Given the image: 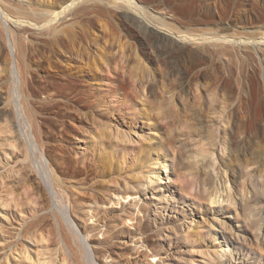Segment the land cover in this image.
I'll return each instance as SVG.
<instances>
[{
	"label": "rangeland",
	"instance_id": "374dc122",
	"mask_svg": "<svg viewBox=\"0 0 264 264\" xmlns=\"http://www.w3.org/2000/svg\"><path fill=\"white\" fill-rule=\"evenodd\" d=\"M133 1L206 42L181 58L95 7L53 52L0 2V264H264V52L208 43L264 32V0Z\"/></svg>",
	"mask_w": 264,
	"mask_h": 264
},
{
	"label": "bare ground",
	"instance_id": "6f19581e",
	"mask_svg": "<svg viewBox=\"0 0 264 264\" xmlns=\"http://www.w3.org/2000/svg\"><path fill=\"white\" fill-rule=\"evenodd\" d=\"M0 2L1 4H3V7L6 9L5 10L6 12L7 10H9L10 12L14 10L15 12L17 11L19 12L16 14V16L20 13L22 17L28 14L27 17L30 18L29 21L27 19L26 24H24L25 21H23L22 23L20 22L21 20L20 21L15 20V22H13L14 20H12V18H11L12 21H9L10 16H8V18L6 19H9L8 20L9 24L11 22L10 25L12 29L10 28V25L8 24H7V28L11 29V31H9L11 34H12V31L14 30L18 31V30L24 29V30L32 31L35 33L36 36H38V38L41 37L42 41L48 44V46H50L53 52L61 50V48L64 46V42L67 43L69 46L70 45L72 46V42H74L73 40V37L75 34L74 27L72 25H67L65 27H60V26L63 24H66V21L70 19H76V18L80 19V17L82 18L83 16L87 15L90 10H93V8L95 7L97 8L101 7V9L105 10L106 12L109 11L110 13H114V15L120 18L121 21L127 27L131 29V31L136 35L138 40L145 42L147 45L150 46V48L153 47L154 45L157 46V44L160 45L162 43L173 44L174 45L173 47L176 48V50L182 56L181 58L192 56L193 54H197L198 45L203 44V42H206L204 41L206 37L198 38L199 36H197V39H196V38H193L194 36H191V37L190 36L188 37L174 36L166 28L157 26L156 24L151 23L149 20L147 21L144 18V16L140 14L139 7L137 3L133 0H67L66 2H64V4L62 5H60L61 3L59 4L60 5L59 10H54V9L50 10L48 8L46 9L44 8V9H37L34 11H30L31 9L27 11L26 8L29 9V7H26V8L24 7L28 5H25L24 3L22 4L21 0H5L4 1L5 3L4 2L2 3V0H1ZM22 5H25V6L23 7ZM248 10L251 13L254 12L253 5H250L248 7ZM11 13L12 15H15V13L14 14L13 12ZM0 18H3V17L0 16ZM2 22L4 25H6L4 21L0 19V32H3V30L5 31V29H7V28L3 29V27H6V26H3ZM24 30L18 31V32H24ZM34 33H31V34H34ZM13 34L15 35V33ZM35 35L33 37H36ZM200 40H202L203 42H201ZM233 42L240 44L242 47H244L242 49H246L248 51L253 50L252 46L256 44L260 46L261 52H264V32L259 34L257 37L237 35V34L236 35L233 34L231 36L229 35H224V36H219V37L214 36L211 38L210 42L208 43H212L213 45L216 46L221 43H233ZM15 44H17V42ZM69 57L70 56L68 55V58ZM2 110H3V107L0 106V117L2 115L1 113ZM160 164H161V167H163L162 168L163 170L160 167L159 169L160 175H157V177L159 179L158 181L163 183V182H166L167 180L164 181V178L161 176V172L162 174L163 172L166 173V175L169 178L171 176V169H169L167 162H161ZM144 180L145 179H143V181ZM131 199L132 198L129 196L128 200H131ZM41 264H43V262Z\"/></svg>",
	"mask_w": 264,
	"mask_h": 264
}]
</instances>
